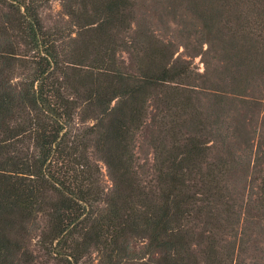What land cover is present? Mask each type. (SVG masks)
Instances as JSON below:
<instances>
[{
    "label": "trees",
    "instance_id": "obj_1",
    "mask_svg": "<svg viewBox=\"0 0 264 264\" xmlns=\"http://www.w3.org/2000/svg\"><path fill=\"white\" fill-rule=\"evenodd\" d=\"M53 1L0 0V264H199L196 236L206 264H224L226 169L210 161L189 69L162 47L129 71L117 59L129 0H70L75 35L45 28ZM150 101L166 112L147 179L133 145ZM138 240L160 259L142 261Z\"/></svg>",
    "mask_w": 264,
    "mask_h": 264
},
{
    "label": "rangeland",
    "instance_id": "obj_2",
    "mask_svg": "<svg viewBox=\"0 0 264 264\" xmlns=\"http://www.w3.org/2000/svg\"><path fill=\"white\" fill-rule=\"evenodd\" d=\"M129 1L128 28L119 33L127 49H119L117 59L129 71L143 47H162L172 63L189 69L194 105L208 132L210 161L226 169L224 195L230 212L222 213L225 228L217 246L228 256L224 264H264V0ZM69 3L54 0L41 12L46 29L64 26L72 35L79 32L69 11L77 7ZM148 104L133 153L145 177L152 179L154 144L165 138L158 124L165 108ZM116 105L114 100L112 107ZM90 157L110 191L112 181L101 154L92 149ZM199 238L190 253L197 263L206 264V245ZM147 243L133 244L136 254L145 262L159 260L162 253H148Z\"/></svg>",
    "mask_w": 264,
    "mask_h": 264
}]
</instances>
